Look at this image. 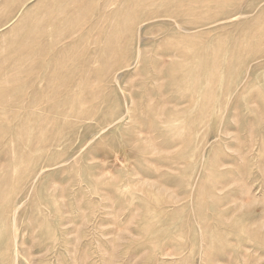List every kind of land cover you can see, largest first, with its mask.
I'll list each match as a JSON object with an SVG mask.
<instances>
[{"label": "rangeland", "instance_id": "1", "mask_svg": "<svg viewBox=\"0 0 264 264\" xmlns=\"http://www.w3.org/2000/svg\"><path fill=\"white\" fill-rule=\"evenodd\" d=\"M0 264H264V0H0Z\"/></svg>", "mask_w": 264, "mask_h": 264}, {"label": "bare ground", "instance_id": "2", "mask_svg": "<svg viewBox=\"0 0 264 264\" xmlns=\"http://www.w3.org/2000/svg\"><path fill=\"white\" fill-rule=\"evenodd\" d=\"M136 16V15H135Z\"/></svg>", "mask_w": 264, "mask_h": 264}]
</instances>
